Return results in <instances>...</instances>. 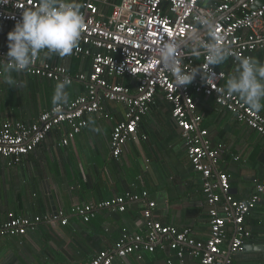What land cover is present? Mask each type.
<instances>
[{
  "label": "built area",
  "instance_id": "2783aa9c",
  "mask_svg": "<svg viewBox=\"0 0 264 264\" xmlns=\"http://www.w3.org/2000/svg\"><path fill=\"white\" fill-rule=\"evenodd\" d=\"M261 4L257 7L258 4ZM206 4V5H205ZM38 6V0H0V23L13 24L22 19L23 9ZM80 11L85 27L78 47L71 57L90 58L88 74L71 76L65 67L41 63L36 58L26 74L59 82L68 79L70 84L85 85V94L57 110L52 106L32 123L4 122L0 129V160L9 168L19 165L33 153L53 131L66 127L65 133L53 147H66L88 126L90 115L104 113L106 101L117 102L126 108L124 119L117 123L110 135V156L118 160L127 142L135 140L142 118L159 96L171 104V117L180 132L186 158L192 169L201 177V190L208 213L209 233L205 242L196 240L191 228L177 229L165 226L153 218L155 202L148 192H126L114 199L98 204H83L71 209L72 215L88 222L97 210L124 213L128 204L142 203V220L145 235H123L112 248L99 251L89 264H113L134 254L141 260V252L153 253L167 249L179 261L185 250L197 264H231L230 254L243 249L250 232L245 221L264 197V182L256 183L246 200L235 199L230 192L229 175L218 170L222 161L223 145L212 146L206 131H199L200 117L194 115L195 96L213 99L222 110L230 113L237 122L245 124L264 139V117L244 104L237 95H228L222 82L226 75L209 66L216 73L209 84L198 74L187 86L176 89L173 77L156 56V48L165 41L179 44L187 42L190 33H208L197 23L198 16L213 20L215 35L231 50L229 59L238 64L237 57H264V0H82ZM184 56L182 67L190 71L201 66L205 72L206 57ZM8 57L0 51V60ZM2 72V71H0ZM1 75V74H0ZM127 77L135 83V94L128 87L109 82V79ZM101 90V93L98 90ZM62 226L68 222L67 214L56 216ZM33 219L7 215L0 223V240L5 237H22L40 223ZM232 235L226 250L224 242ZM167 264H172L169 260Z\"/></svg>",
  "mask_w": 264,
  "mask_h": 264
},
{
  "label": "crops",
  "instance_id": "0c3cea01",
  "mask_svg": "<svg viewBox=\"0 0 264 264\" xmlns=\"http://www.w3.org/2000/svg\"><path fill=\"white\" fill-rule=\"evenodd\" d=\"M77 2L81 5L82 0ZM14 26L0 23V51L5 54L7 34ZM259 55L253 57L264 64V57ZM37 59L61 65L71 76L90 72V58L41 54ZM234 66L233 74L238 64ZM11 75L17 82L15 86L8 85L4 75H0V129L4 122L30 124L54 106L52 97L58 82L25 72ZM229 77L224 80V88ZM109 82L128 87L135 94V83L127 77ZM66 91L69 104L85 94V85L73 82ZM194 98V115L201 119L198 129L207 133L203 139L213 147L223 145L218 170L229 175L231 195L237 200L248 199L255 184L264 182V139L218 108L213 99ZM125 113L124 105L106 101L104 113L90 115L88 126L70 145L53 147V141L65 133L63 127L53 131L18 166L7 169L0 160V223L6 221L9 213L42 219L27 235L0 240V264H89L99 251L112 248L123 235H145L142 203L128 204L124 213L97 210L88 222L70 213L76 206L98 204L126 192H148L149 199L155 202L154 220L177 229L191 228L197 241L207 240L209 217L201 177L186 158L180 132L171 117V104L158 96L139 123L136 139L127 142L123 154L114 160L110 156V135ZM259 114L264 117V110ZM59 212L67 214L65 226L55 218ZM245 224L250 232L245 245L264 246V197ZM231 237L228 234L224 242L226 250ZM140 255L141 260L131 254L113 264H167L169 260L172 264H197L189 248L182 261L169 249ZM230 260L232 264H264V254L242 249L230 254Z\"/></svg>",
  "mask_w": 264,
  "mask_h": 264
},
{
  "label": "clouds",
  "instance_id": "9594fccd",
  "mask_svg": "<svg viewBox=\"0 0 264 264\" xmlns=\"http://www.w3.org/2000/svg\"><path fill=\"white\" fill-rule=\"evenodd\" d=\"M77 0H38V6L23 9L22 19L15 23L14 29L7 34L8 59L0 60V74L5 82L15 86L17 82L12 73L27 71L41 54L57 55L61 58L73 54L78 47L85 19ZM197 23L208 33L202 38L200 33H190L186 43L165 41L156 48V56L161 66L173 77L174 86L190 85L198 74L203 81L215 80L216 73L209 66L223 64L231 55V50L220 42L215 35L213 20L208 16H198ZM206 57L205 72L201 66L185 71L182 67L184 56ZM238 66L225 86L228 95H237L252 110H264V64L254 57H237ZM210 85V84H209ZM70 81H59L54 88L52 103L59 110L69 101L66 89Z\"/></svg>",
  "mask_w": 264,
  "mask_h": 264
},
{
  "label": "trees",
  "instance_id": "16d2710c",
  "mask_svg": "<svg viewBox=\"0 0 264 264\" xmlns=\"http://www.w3.org/2000/svg\"><path fill=\"white\" fill-rule=\"evenodd\" d=\"M259 56H261V55H259ZM262 57V56H261ZM234 68H235V66L233 65V63H232V60L231 59H227L223 64H221V65H215L214 66V69L216 70V71H218V72H224L225 73V75L226 76H230L231 74H233V70H234ZM222 85L224 86V81L222 82ZM202 98V97H201ZM209 99V98H208ZM216 105V104H215ZM217 106V105H216ZM218 107V106H217ZM219 108V107H218ZM226 112V111H225ZM4 165H5V168H7V169H10V167L8 168L7 166H6V163L4 162ZM15 166H18V165H15ZM15 166H13V167H15ZM13 167H11V168H13ZM231 264H232V262H231Z\"/></svg>",
  "mask_w": 264,
  "mask_h": 264
},
{
  "label": "water",
  "instance_id": "95a60500",
  "mask_svg": "<svg viewBox=\"0 0 264 264\" xmlns=\"http://www.w3.org/2000/svg\"><path fill=\"white\" fill-rule=\"evenodd\" d=\"M261 4L259 3L258 5H257V7H259ZM245 249H253V250H255V251H259V252H262L263 254H264V246H257V247H253L252 245H245L244 247H243V250H245Z\"/></svg>",
  "mask_w": 264,
  "mask_h": 264
}]
</instances>
